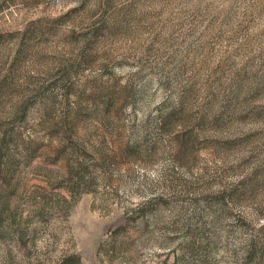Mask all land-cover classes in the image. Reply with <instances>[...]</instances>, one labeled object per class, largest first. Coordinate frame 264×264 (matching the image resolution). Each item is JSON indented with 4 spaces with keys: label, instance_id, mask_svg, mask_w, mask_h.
<instances>
[{
    "label": "rangeland",
    "instance_id": "obj_1",
    "mask_svg": "<svg viewBox=\"0 0 264 264\" xmlns=\"http://www.w3.org/2000/svg\"><path fill=\"white\" fill-rule=\"evenodd\" d=\"M0 264H264V0H0Z\"/></svg>",
    "mask_w": 264,
    "mask_h": 264
},
{
    "label": "trees",
    "instance_id": "obj_2",
    "mask_svg": "<svg viewBox=\"0 0 264 264\" xmlns=\"http://www.w3.org/2000/svg\"><path fill=\"white\" fill-rule=\"evenodd\" d=\"M252 248H253V247H252ZM252 248H251V249H252ZM251 249H250V250H251ZM250 250H249V252H248V253H251V254H250V257H252V255H253V253H252V252H253V250H252V252H250Z\"/></svg>",
    "mask_w": 264,
    "mask_h": 264
}]
</instances>
